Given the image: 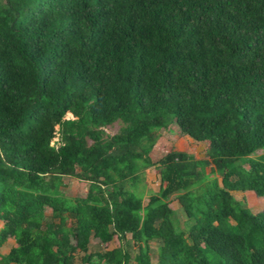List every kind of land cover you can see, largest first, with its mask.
<instances>
[{
	"label": "trees",
	"instance_id": "obj_1",
	"mask_svg": "<svg viewBox=\"0 0 264 264\" xmlns=\"http://www.w3.org/2000/svg\"><path fill=\"white\" fill-rule=\"evenodd\" d=\"M171 127L205 158L153 162ZM263 149L264 0H0V264H264Z\"/></svg>",
	"mask_w": 264,
	"mask_h": 264
},
{
	"label": "rangeland",
	"instance_id": "obj_2",
	"mask_svg": "<svg viewBox=\"0 0 264 264\" xmlns=\"http://www.w3.org/2000/svg\"><path fill=\"white\" fill-rule=\"evenodd\" d=\"M65 119H72L70 114L65 116ZM121 127L120 122H116L110 126L105 128L106 135H113L118 132ZM172 130L160 131V136L157 139L154 147L152 148L149 157L153 162H157L163 155L171 150L182 151L192 155L196 159L205 158L206 146L204 143L192 142L188 138L178 136L176 134V129L171 127ZM177 135V136H176ZM89 142V141H88ZM264 151V149L262 150ZM259 152L260 153H262ZM142 182L137 186V193L140 194L143 198V203L147 202L148 197L151 194L157 193L159 189V177L155 167L148 168L142 174ZM88 184L82 181H79L72 177L63 178V185L61 186L62 194L67 198H76V197H84L87 191ZM231 194L236 200H243L246 206L250 209L252 213H257L264 209V199L262 197L256 196L251 191H232ZM169 207L172 210L171 220L176 228V230H185L192 221L187 219L184 213L181 210V206L177 202V200L172 197L169 203ZM45 217L49 218L51 215V209L46 208ZM2 223H0L1 226ZM69 225V220L66 222V226ZM129 238V236L127 237ZM64 239V238H63ZM66 243H71L69 237L65 239ZM118 241L113 239L108 245H102L98 242V240L91 238L90 239V249L91 251H99L103 249H112L118 246ZM15 246V242L12 238H9L4 245L0 248V256L9 252L10 248ZM155 244H151V249L153 252L151 253V263L155 264ZM132 252H130L131 264L133 263L132 257L134 253L137 251L135 248H131ZM76 256V263L79 261V254Z\"/></svg>",
	"mask_w": 264,
	"mask_h": 264
},
{
	"label": "crops",
	"instance_id": "obj_3",
	"mask_svg": "<svg viewBox=\"0 0 264 264\" xmlns=\"http://www.w3.org/2000/svg\"><path fill=\"white\" fill-rule=\"evenodd\" d=\"M185 138H188V137H185ZM189 140H191L192 142H195V141H193L192 139H190V138H188Z\"/></svg>",
	"mask_w": 264,
	"mask_h": 264
},
{
	"label": "built area",
	"instance_id": "obj_4",
	"mask_svg": "<svg viewBox=\"0 0 264 264\" xmlns=\"http://www.w3.org/2000/svg\"><path fill=\"white\" fill-rule=\"evenodd\" d=\"M54 141H56V139H54ZM52 144V143H51Z\"/></svg>",
	"mask_w": 264,
	"mask_h": 264
},
{
	"label": "water",
	"instance_id": "obj_5",
	"mask_svg": "<svg viewBox=\"0 0 264 264\" xmlns=\"http://www.w3.org/2000/svg\"><path fill=\"white\" fill-rule=\"evenodd\" d=\"M201 144H203V143H201ZM204 146H206V145L204 144Z\"/></svg>",
	"mask_w": 264,
	"mask_h": 264
}]
</instances>
